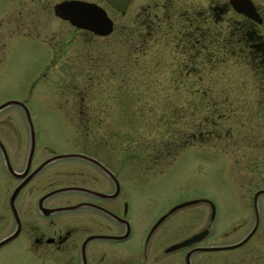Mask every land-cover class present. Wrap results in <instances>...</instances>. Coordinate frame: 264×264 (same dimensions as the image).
Listing matches in <instances>:
<instances>
[{"label":"rangeland","instance_id":"1","mask_svg":"<svg viewBox=\"0 0 264 264\" xmlns=\"http://www.w3.org/2000/svg\"><path fill=\"white\" fill-rule=\"evenodd\" d=\"M62 1L0 0V95L45 90L48 102L37 104V117L47 145L59 153H81L85 147L74 143L102 138L89 151L105 150L113 168L133 181L126 190L142 203L145 217L206 198L232 211L240 224L252 223L253 196L264 190V89L246 63L245 50L235 61L226 54L235 36L228 35L224 15L210 13L209 6H229V0H132L124 13L105 0H88L107 9L114 21L107 38L58 18L54 7ZM174 7L191 11L184 20L199 17L205 23V39L198 43L203 52L197 44L185 56L186 47L164 45L171 35L164 22L179 20L181 11ZM199 9L203 15H195ZM234 16L230 12L226 20L242 21ZM150 20L159 45L137 58L146 49L140 37L149 36L144 24ZM215 48L216 54H208ZM44 73L43 85L37 83ZM213 111L216 123L209 124ZM78 114L84 123L76 129L68 120H78ZM75 163L81 162L58 161L47 172ZM258 209L263 223L264 194ZM0 264L39 261L3 253Z\"/></svg>","mask_w":264,"mask_h":264},{"label":"flooded vegetation","instance_id":"2","mask_svg":"<svg viewBox=\"0 0 264 264\" xmlns=\"http://www.w3.org/2000/svg\"><path fill=\"white\" fill-rule=\"evenodd\" d=\"M252 2L261 23L230 5L209 10L247 21V41L238 40L239 53L246 51V63L264 89V0ZM46 75L37 83L43 85ZM45 92L36 95L32 87L29 94L0 95V254L33 257L39 264H264V222L254 205L260 190L253 196L252 223L240 224L232 211L206 198L145 217L142 203L127 193L133 181L113 168L105 150L89 151L99 147L92 142L103 140L91 136L74 143L85 147L81 153H67L89 158L74 157L81 163L49 174L48 167L71 158L58 159L64 153L42 137L37 104L47 105ZM84 113L87 123L90 116ZM79 116L68 120L76 129L84 123ZM245 227L248 231L240 233Z\"/></svg>","mask_w":264,"mask_h":264},{"label":"water","instance_id":"3","mask_svg":"<svg viewBox=\"0 0 264 264\" xmlns=\"http://www.w3.org/2000/svg\"><path fill=\"white\" fill-rule=\"evenodd\" d=\"M105 1L108 4H110L115 10L122 13H124L127 10V8L130 6L132 2V0H105ZM229 5L233 7V9H235L237 12L246 15L250 19H253L258 23L262 22L261 18L256 12L252 0H229ZM54 12L58 18L70 22L74 27L78 29L87 30L100 37H107L111 35L114 31V21L108 15L107 11L96 3H91L81 0H65L55 5ZM10 103H17V101H12ZM74 157L89 158L82 154H63L58 156V159H67ZM109 173L112 174L113 176V173L111 172ZM262 194H264V190H260L255 195L254 205L257 214H258L257 200L258 197ZM191 203H194V201L189 202L188 204ZM188 204H184V205H188ZM255 230L252 233H254ZM0 245H2V243Z\"/></svg>","mask_w":264,"mask_h":264},{"label":"trees","instance_id":"4","mask_svg":"<svg viewBox=\"0 0 264 264\" xmlns=\"http://www.w3.org/2000/svg\"><path fill=\"white\" fill-rule=\"evenodd\" d=\"M179 9V10H178ZM176 9L174 7V12H180L179 13V20L175 23H171L169 21H165L164 25V31L166 32V35H167V31L170 32L171 35L167 36L168 38V41L167 42H164V45L167 47H169L171 45V43L173 42H176V44L178 46H180L181 48L182 47H186L184 48V50H182L183 52H185V56L187 54V52H190L188 51V48H193V47H197V44L200 43V42H203V39H205V36H206V30L205 28L203 27L205 25V23L203 24V22L199 21V17H197V19H187L183 18L184 16V13H187V15L190 14L191 11H187L186 8H178ZM198 14V16H200L201 14V11H197V13H195V15ZM191 15V14H190ZM224 15V18H223V21H227L226 23H228V26L230 28V32H228V35L232 34L235 36V40H230V43L228 44V48H229V53L226 52V54H231L230 58H231V61H235L238 59V53H239V50H240V46H238V40H242V41H247V32H248V24L246 23L247 21H240V22H237L236 19H232L231 21L228 22V20H226V15H228V11H225L223 13ZM186 17V16H185ZM206 22V21H205ZM154 23L155 21L154 20H150V22H145V29H146V32L145 33H149V36H146V35H143L140 37V39L142 38V41L140 42L141 44H143V49L144 47H146L145 51H141V53H137V58L140 57V56H143V57H146L148 56V53L151 49H153V45L154 46H158L159 45V41H157V35L156 37L154 38ZM179 31V32H177ZM177 35H175V33ZM219 34V33H217ZM205 35V36H204ZM218 36V35H217ZM243 36H246L244 39H243ZM170 40V41H169ZM216 43L215 45H217V42L220 41L218 39H215L214 40ZM224 43V42H222ZM189 44V45H188ZM199 45V44H198ZM218 45H219V42H218ZM218 48H215V52L213 51H209L208 54H216V51H217ZM225 53L224 49L225 47L223 46L222 44V48H221ZM192 50V49H191ZM160 51V50H159ZM197 51H202V48L201 46L199 45V48L197 49ZM196 51V52H197ZM208 51V49H207ZM203 52V51H202ZM201 52V53H202ZM157 54V52H156ZM237 56H236V55ZM199 55V53H198ZM228 56V55H227ZM229 57V56H228ZM190 58V59H189ZM188 60H190L191 62L194 61L193 58H191V56H189ZM230 62V61H229ZM189 63V62H187ZM139 65V64H137ZM216 114V111H213L212 113H210V116H209V121L208 123H212V124H215L216 121L214 119H212Z\"/></svg>","mask_w":264,"mask_h":264}]
</instances>
